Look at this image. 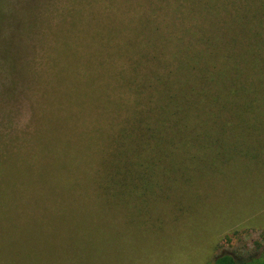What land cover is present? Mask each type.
Masks as SVG:
<instances>
[{"label":"rangeland","instance_id":"obj_1","mask_svg":"<svg viewBox=\"0 0 264 264\" xmlns=\"http://www.w3.org/2000/svg\"><path fill=\"white\" fill-rule=\"evenodd\" d=\"M251 231L264 0H0V264H211Z\"/></svg>","mask_w":264,"mask_h":264},{"label":"trees","instance_id":"obj_2","mask_svg":"<svg viewBox=\"0 0 264 264\" xmlns=\"http://www.w3.org/2000/svg\"><path fill=\"white\" fill-rule=\"evenodd\" d=\"M254 231L240 237L233 247L220 249L211 264H264V237L254 239Z\"/></svg>","mask_w":264,"mask_h":264}]
</instances>
